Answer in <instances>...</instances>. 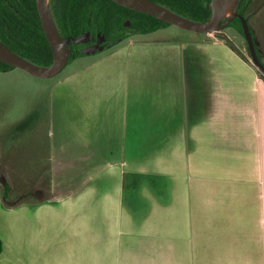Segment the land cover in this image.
<instances>
[{"label":"crops","instance_id":"crops-1","mask_svg":"<svg viewBox=\"0 0 264 264\" xmlns=\"http://www.w3.org/2000/svg\"><path fill=\"white\" fill-rule=\"evenodd\" d=\"M165 30L53 83L31 130L46 125L50 199H0V264H52L68 238L52 227L80 237L90 217L116 264H264V90L225 43Z\"/></svg>","mask_w":264,"mask_h":264},{"label":"rangeland","instance_id":"rangeland-1","mask_svg":"<svg viewBox=\"0 0 264 264\" xmlns=\"http://www.w3.org/2000/svg\"><path fill=\"white\" fill-rule=\"evenodd\" d=\"M248 16L251 21L250 27L255 34V45L258 47V51L264 62V0H254ZM165 29V31L154 34L155 37L171 39L172 41H200L201 38L198 34L179 29L172 25ZM226 32L238 46L242 55L249 57L252 61L254 57L250 47L247 45V39L235 29H229ZM134 35L138 34H130L127 37V43L130 40L137 41L139 38L150 39L149 36L138 35L134 37ZM210 35V38H206V40L221 41L214 34ZM86 40L87 38H85ZM221 42L228 45L225 41ZM228 46L231 47V45ZM232 49L243 59L250 71L254 72L260 87L264 90V79L245 61L237 49ZM107 52L102 54H106ZM102 54L91 55L89 60L95 59ZM88 57V55H84L79 60L77 59L68 63L58 76L51 79L34 77L16 68L0 73V199H3L2 194L7 196V200H10L8 202H15L17 204L24 201L44 202L50 199L47 193L49 155L46 145V125L42 123L41 130L36 128L35 131H31L34 125L40 124V120L34 118V114L35 111H39V118H43L45 115L47 118L49 110L48 93L53 83L83 64H86L87 62L85 63V61ZM101 209L109 216H112L116 211L112 207ZM86 214L88 216L99 215L96 211H87ZM10 225H13L12 222H10ZM73 227H76L78 232L79 227H83L84 231H82L80 237L70 236L73 232L72 225L70 224L67 228H64L63 225L60 226V230L59 224L52 227L51 231L53 233L58 231L68 233L67 249L64 247L51 249L52 252L58 251L62 255L58 256V252H56L55 257L50 260L52 264L60 258L64 259L67 264H116V261H114L116 259L115 254H112L108 250V240H106L108 235L107 233L102 234V227L98 217L94 220H91L90 217L89 221L87 219L85 223L77 224V226ZM96 238L99 239L97 240L99 243L98 247H95L96 243H93V240ZM150 242L147 240L148 246L152 245ZM151 252L139 250L137 254L138 259L132 260V263L144 264L142 258ZM124 253H122L124 261H121L119 264H127L125 262L127 261V253Z\"/></svg>","mask_w":264,"mask_h":264},{"label":"trees","instance_id":"trees-1","mask_svg":"<svg viewBox=\"0 0 264 264\" xmlns=\"http://www.w3.org/2000/svg\"><path fill=\"white\" fill-rule=\"evenodd\" d=\"M151 1L194 22H204L211 15V0ZM253 4L254 0H239L237 14L247 20ZM50 11L63 41H71L68 63L85 55V42H74L84 36L97 38L101 35L109 41L123 42L132 33L145 35L170 26L113 0H51ZM127 22H130L129 26H126ZM228 26L245 36L239 17H235ZM0 42L37 66L49 67L53 64L52 50L42 28L36 0H0ZM257 52L261 55L258 49ZM261 64L264 66V62ZM12 69L15 68L0 61V73ZM4 199L7 200V197L4 196ZM2 251L0 239V254Z\"/></svg>","mask_w":264,"mask_h":264},{"label":"water","instance_id":"water-1","mask_svg":"<svg viewBox=\"0 0 264 264\" xmlns=\"http://www.w3.org/2000/svg\"><path fill=\"white\" fill-rule=\"evenodd\" d=\"M49 1L47 3L46 0H36V4H37V9L39 12L43 31L50 44L53 54V64L51 66L49 67L37 66L25 60L24 58L18 56L17 54L13 53L0 42V61L16 69H20L31 76L38 77L41 79H51L58 76L68 64V59L70 54L68 45L71 43V41L70 40L63 41V39L61 38L50 11ZM113 1L129 9L151 15L165 23H168L182 30H186L196 34H214L218 37H221L224 40L229 41L235 49H237V46L231 41V39L225 33H220V32L235 17H239L242 21L244 34L254 57L252 61L249 59V57H245V61L264 79V67L259 62L258 57L256 56V51L252 42V38L247 22L243 16L238 15L236 12V7L239 0L237 1L233 16L227 19L224 24H222L223 20H221L219 15V9H218L219 0H211L210 2L211 15L209 19H207L204 22H194L189 19H186L151 0H127L131 4V6L124 5L118 2L117 0H113ZM129 25L130 22H127L126 26ZM85 38L86 36L82 37L79 40H75L74 42L75 43L85 42ZM95 51L96 49L92 48L90 50H85L84 53H90Z\"/></svg>","mask_w":264,"mask_h":264},{"label":"flooded vegetation","instance_id":"flooded-vegetation-1","mask_svg":"<svg viewBox=\"0 0 264 264\" xmlns=\"http://www.w3.org/2000/svg\"><path fill=\"white\" fill-rule=\"evenodd\" d=\"M50 4H51V0L49 1V7H50ZM57 10V9H56ZM248 15V14H247ZM249 19V20H248ZM248 19L246 20V22H247V25H248V28H249V31H250V34H251V38H252V42H253V45H254V48H255V51H256V56L258 57V60H259V62L260 63H262L263 62V60H262V56L261 55H258V52H257V49H258V47L255 45V34H254V32H253V30H252V28L250 27L251 26V21H250V17L248 16ZM226 21V20H225ZM225 21H223V23L222 24H224L225 23ZM248 22H250V23H248ZM250 24V25H249ZM229 25V24H228ZM226 26L223 30H221V32L220 33H225L229 38H230V36H229V34L226 32L227 30H229V29H234V28H231V27H229V26ZM252 32V33H251ZM215 37L216 38H218L219 40H221V41H225L228 45H231V47L232 48H234L233 47V45L229 42V41H227V40H224V39H222L221 37H218V36H216L215 35ZM244 38H246L245 36H243ZM86 38H87V40L85 41V48H83V51H85V50H90V49H92V48H95L96 49V51L95 52H90V53H85V55H88L89 57V59H90V56L92 55H95V54H102V53H104V52H110L111 50H113V49H115L119 44H121L122 42H118V41H109V40H107L106 39V37H104V36H101V35H98L97 36V38H92V37H89V36H86ZM102 38V39H101ZM231 39V38H230ZM125 41V40H124ZM231 41L234 43V41L231 39ZM246 42H247V45L249 46V44H248V41L246 40ZM235 44V43H234ZM236 45V44H235ZM237 46V45H236ZM237 51H239L240 52V50H239V48H238V46H237ZM107 52V53H108ZM241 53V52H240ZM103 55V54H102ZM241 55H242V53H241ZM243 57H244V59H245V57H247V56H244V55H242ZM99 57V56H98ZM261 60V61H260ZM263 66V65H262ZM264 67V66H263ZM4 196H6L5 194H2V198H3V200H5L4 199ZM7 197V196H6ZM8 201H10V200H5V202L6 203H13V204H17V203H15V202H8ZM24 202H26V201H24ZM29 202H34V201H29Z\"/></svg>","mask_w":264,"mask_h":264},{"label":"bare ground","instance_id":"bare-ground-1","mask_svg":"<svg viewBox=\"0 0 264 264\" xmlns=\"http://www.w3.org/2000/svg\"><path fill=\"white\" fill-rule=\"evenodd\" d=\"M46 1L48 3L49 0ZM117 1L124 5L131 6V4L127 0ZM237 1L238 0H219L218 9L221 20L225 21L233 16Z\"/></svg>","mask_w":264,"mask_h":264}]
</instances>
